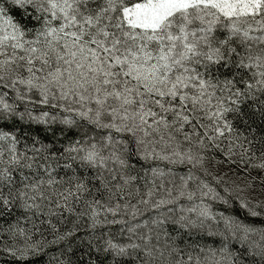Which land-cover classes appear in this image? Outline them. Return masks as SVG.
I'll list each match as a JSON object with an SVG mask.
<instances>
[{"label": "snow or ice", "instance_id": "snow-or-ice-1", "mask_svg": "<svg viewBox=\"0 0 264 264\" xmlns=\"http://www.w3.org/2000/svg\"><path fill=\"white\" fill-rule=\"evenodd\" d=\"M0 264H264V0H0Z\"/></svg>", "mask_w": 264, "mask_h": 264}]
</instances>
